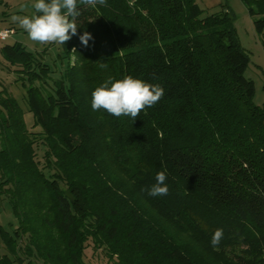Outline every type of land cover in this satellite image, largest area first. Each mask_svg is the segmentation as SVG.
Segmentation results:
<instances>
[{
	"label": "trees",
	"instance_id": "obj_1",
	"mask_svg": "<svg viewBox=\"0 0 264 264\" xmlns=\"http://www.w3.org/2000/svg\"><path fill=\"white\" fill-rule=\"evenodd\" d=\"M241 1L264 35V0ZM221 4L82 7L78 35L60 45L58 78L23 44L0 46L27 105L0 89V196L16 220L0 223V264H88L91 240L114 264H207L184 235L221 264H264V104L254 102L249 54ZM129 75L164 97L136 121L92 110L96 87ZM160 171L170 191L154 197L147 189Z\"/></svg>",
	"mask_w": 264,
	"mask_h": 264
},
{
	"label": "clouds",
	"instance_id": "obj_2",
	"mask_svg": "<svg viewBox=\"0 0 264 264\" xmlns=\"http://www.w3.org/2000/svg\"><path fill=\"white\" fill-rule=\"evenodd\" d=\"M98 5L106 6L107 0H34V14L12 15L11 21L18 24L33 42L65 45L78 35L76 20L81 15V8H96ZM7 37V31H0V39ZM79 40L84 47H88L89 41L94 38L85 31L79 35ZM100 67L106 69L107 64L101 63ZM164 95V88L158 84H150L130 75L115 81L109 77L92 92L91 108L93 111L104 110L115 117L129 116L136 121L142 112L146 114L147 109L159 103ZM167 180L166 172H158L156 182L147 189L149 195H169ZM223 237L224 230L217 229L211 238V245L219 246Z\"/></svg>",
	"mask_w": 264,
	"mask_h": 264
},
{
	"label": "rangeland",
	"instance_id": "obj_3",
	"mask_svg": "<svg viewBox=\"0 0 264 264\" xmlns=\"http://www.w3.org/2000/svg\"><path fill=\"white\" fill-rule=\"evenodd\" d=\"M199 5L207 8L209 11H215L222 8L221 3L230 9L234 18V27L241 46L248 52L250 57L249 66L246 70V76L255 83L254 102L258 105L264 104V35H259L253 25L252 18L247 10L246 5L241 0H197ZM34 0H0V20L3 26L11 27L15 33L6 43L13 44L19 42L23 44L27 50L33 52L38 58L49 64L52 68L53 78L62 75L66 59L61 56L62 48L58 44H39L31 41L27 34L11 21L12 15H32L34 9L32 4ZM16 66L9 64L0 53V89L6 87L10 90L22 106L27 110L26 93L20 81H17V73L14 71ZM25 119L29 126L33 124V115L30 111L25 113ZM38 129V128H37ZM9 222L16 225V220L11 210L10 204L5 196H0V223L8 226ZM184 242L197 250L205 259L207 264H221L224 256L207 249L202 244H197L190 237L182 238ZM0 250L4 252L5 248L0 242ZM85 261L88 264H114L113 259L108 258L102 248L96 247L93 241H89V245L85 252Z\"/></svg>",
	"mask_w": 264,
	"mask_h": 264
},
{
	"label": "built area",
	"instance_id": "obj_4",
	"mask_svg": "<svg viewBox=\"0 0 264 264\" xmlns=\"http://www.w3.org/2000/svg\"><path fill=\"white\" fill-rule=\"evenodd\" d=\"M0 31H7L8 37L7 39H0V46L3 45L5 42H7L8 39L12 37V35L15 33V30L11 27L3 26L0 20Z\"/></svg>",
	"mask_w": 264,
	"mask_h": 264
}]
</instances>
